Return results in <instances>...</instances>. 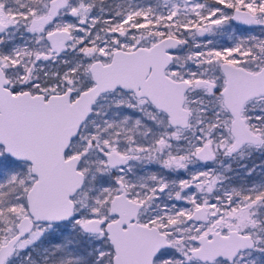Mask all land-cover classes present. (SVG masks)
Returning a JSON list of instances; mask_svg holds the SVG:
<instances>
[{
	"label": "snow or ice",
	"instance_id": "6c2138e0",
	"mask_svg": "<svg viewBox=\"0 0 264 264\" xmlns=\"http://www.w3.org/2000/svg\"><path fill=\"white\" fill-rule=\"evenodd\" d=\"M0 264H264V0H0Z\"/></svg>",
	"mask_w": 264,
	"mask_h": 264
}]
</instances>
